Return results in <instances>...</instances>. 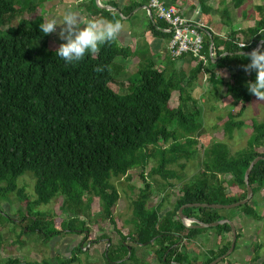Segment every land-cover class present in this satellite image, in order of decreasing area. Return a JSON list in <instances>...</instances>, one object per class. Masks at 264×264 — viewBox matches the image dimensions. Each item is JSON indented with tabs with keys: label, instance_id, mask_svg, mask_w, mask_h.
<instances>
[{
	"label": "trees",
	"instance_id": "16d2710c",
	"mask_svg": "<svg viewBox=\"0 0 264 264\" xmlns=\"http://www.w3.org/2000/svg\"><path fill=\"white\" fill-rule=\"evenodd\" d=\"M19 1L0 0V225L5 221L21 225L20 238L37 230L43 233L40 228L43 215L33 211L59 195L66 198L63 206L67 203L79 206L86 195L98 197L105 217L115 222L113 214L121 194L113 179L141 168L145 185L133 201L137 221L136 232L131 237L146 245L167 242L166 246L161 245V262L184 264L186 255L173 247L175 234L187 231V237L194 239L209 229L187 227L181 219L180 208L194 203L233 204L248 196L246 172L256 158L264 156V120L250 121L247 146L235 154L231 153L226 141L213 142L206 148L200 172L190 183L187 180L182 184L173 210L164 216H160L164 202L148 207L154 191L145 172L153 163L150 175H162L169 182L167 184L172 185L170 181L180 176L169 166L179 164L186 169L187 164L181 161H189L199 153L198 137L206 128L200 120L199 100L193 97L190 88L203 72L212 73L213 77L210 66L223 65L212 63V39L216 50L220 45L228 52L241 50L237 31L221 37L199 27L204 36L203 58H199L189 75L160 69L152 62L140 64L133 78L126 76L128 84L121 85L122 92L112 86L117 81L112 66L117 57L131 55L128 48L119 46L114 40L101 46L99 52L86 55L82 61L66 64L55 55L58 48L50 49V34L44 35L39 30V24L46 18L44 12L38 7L30 10L27 0L25 4ZM233 1L236 7L245 2ZM135 8L136 4L128 6L129 12ZM28 10L31 14L24 15ZM260 13L262 17L257 26L243 31L251 41L243 48L245 50L264 40V10ZM15 20L16 25L13 24ZM165 24L158 19L152 27L158 30ZM230 57H223L221 62ZM241 63L236 64L234 82L228 87L234 102L242 104L240 115L232 113L231 119L224 122L230 134L246 126L245 120L235 119L243 115L254 96L247 82L254 81L256 73L244 71L248 59H242ZM98 67L102 71H97ZM176 97L179 98L176 100ZM30 170L37 176L35 200L18 185L19 177ZM220 175L230 176V179L222 180ZM250 183L254 197L249 203L233 208L230 217L222 209L208 207H188L184 214L204 223H214L226 218L234 221V213L240 210L244 220H260L263 216L254 198L264 191V159L252 170ZM12 194H17L21 202L27 204L28 214L22 218L23 222L9 217L1 208V202ZM27 219L30 224L25 225ZM49 221L52 229L45 232L47 239L64 231L88 230L86 220L77 216L63 220L60 225L55 217ZM211 229L226 235L227 240L204 264L225 255L233 243L230 224ZM241 236L238 232V240ZM121 237L126 240L128 236L122 234ZM83 247H78L80 252ZM77 254L55 262L48 259L23 262L10 258L0 264H72L79 260ZM260 259L258 254L252 258L256 264H264V261L257 263Z\"/></svg>",
	"mask_w": 264,
	"mask_h": 264
},
{
	"label": "crops",
	"instance_id": "0c3cea01",
	"mask_svg": "<svg viewBox=\"0 0 264 264\" xmlns=\"http://www.w3.org/2000/svg\"><path fill=\"white\" fill-rule=\"evenodd\" d=\"M63 1L65 3L64 6L74 11H79L85 20L89 18L121 20L124 29L116 41L119 46L128 48L131 51V55L129 57H117L114 64H117L118 70H124V76L126 74V76H129L130 73H137L140 64H149L151 62L156 64V67L160 69L170 72L182 71L187 75H189L198 64L199 58L193 55H185L176 60L172 59L168 48L172 36L171 31L167 24L162 28H158V30L153 29L152 24L154 20L156 21L158 19L150 6L151 0ZM164 1L179 6L182 13L190 19L191 22L216 35L228 37L233 31H237L239 40L246 42L247 45H249L251 41L247 39L248 36L243 31L246 32L248 29L257 26L259 19L262 17L260 11L261 9L264 10V0H245L240 7H236L233 0ZM54 4L56 5L54 6ZM58 4L62 3L58 0H52L50 5L46 6V10L43 11L46 18L57 10ZM132 4H136V8L132 12H129L128 6ZM161 21L164 22L163 20ZM258 47H264V40H261L256 46L251 47L250 50L241 49L236 52H228L224 45H220L218 50L214 47V51L212 52L211 50L210 52L212 63H220L223 65L210 66L213 70V77H211L212 73L203 72L199 74L195 83L190 88L193 97L199 101L203 100L202 98L205 97L207 99L210 98L214 102H218L220 96H223L224 102L222 98L219 101L222 102L219 105L221 108H225L227 112L232 113L239 110L242 104L240 102H234L233 96L228 94V87L234 82L233 75L236 72V64H243L241 63L242 59H247L242 54L249 53ZM226 56L231 57L227 59V61L224 60V62H221V59ZM206 63L210 64L209 62ZM218 84L221 91H217L218 87L216 86ZM119 86L121 89V85ZM217 104L218 103H216V105ZM260 105L264 107V100L259 106ZM212 106V109L216 110V106L214 104H212ZM232 113L229 114V116L232 115ZM221 176L222 175H220V177ZM169 211H171V209L163 210L162 213L164 214L162 216ZM233 222L242 236L238 240L232 255L218 264H247L249 261L248 252H250L251 245L249 233L253 231H251L252 228L247 230L248 227L246 224L251 225V223H247L244 219H234ZM130 224H132V227L128 230L125 229L127 233L123 230L125 227H121L124 236H128L126 240L121 236L116 239L111 238L110 236H106L107 233L105 232L99 235L97 240L98 243L95 248H93V250L97 249V251H95L96 260H93L96 263L93 264H163L160 260L159 253H161V245L166 246L168 243L165 242L162 244L161 242H154L153 244L147 245L137 243L131 237V234L136 232V223L132 221ZM211 228H207L209 230L200 233V235L194 239H189L187 237V231L182 234H175V244L173 247H178L180 252L186 255L187 262L184 264H204L212 258L213 252L216 253L225 244L224 240H227L226 235H221L217 230ZM100 239H102V241H100ZM90 243L85 247H83L84 245L80 246L84 249L89 247L88 245H90ZM110 248L111 251H113L112 255L111 253L109 254L108 251ZM86 250L87 251L84 249L80 252L78 249L80 253L77 254L79 256L77 262L91 264L84 255L92 252H89L88 249ZM132 251H134V253H132ZM73 253L71 256H67V258H71L74 255ZM83 253L84 258L81 256ZM169 264H175V261H171Z\"/></svg>",
	"mask_w": 264,
	"mask_h": 264
},
{
	"label": "rangeland",
	"instance_id": "374dc122",
	"mask_svg": "<svg viewBox=\"0 0 264 264\" xmlns=\"http://www.w3.org/2000/svg\"><path fill=\"white\" fill-rule=\"evenodd\" d=\"M20 1L22 4H25V0ZM51 1L52 0H27L29 5L31 6V8H29L30 10L38 7L41 12L46 10V6L50 5ZM58 1H60L62 4H58L57 9L67 8L66 6H64L65 3L63 0ZM55 5L56 4H54V6ZM27 14H31V12L28 10L24 13V15L26 16ZM13 24L16 25L17 20H15ZM62 42L63 41L60 40L58 33L54 32L50 34V49L58 48ZM112 70L117 77L116 83L112 84V86L116 91L123 92V90L120 89L119 85H122L124 83L125 86H127L128 82L125 77L127 74L124 76V70H118L117 64H113ZM129 75L133 78V73H130ZM120 81L122 84L120 83ZM216 87H218L217 91H221L219 85H217ZM178 98L179 97H176V100ZM221 98L224 102L223 96H220L218 102H214L210 98L207 99L205 97L202 98L203 100L198 102V105L202 112V117L200 118V120L204 123V126L206 128L204 134L198 137L197 148L199 150V153L195 156V158L189 161L185 159L181 161V164H187L186 169L181 168L179 164H173L169 166V168L177 170L180 176L170 181V184L172 185H168L167 183L169 182H166L162 175H150L153 163H151L146 168V180L152 183L154 191V196L151 198L148 207L157 206L159 205V203L164 202L160 216L164 214L162 212L165 209L173 210L176 198L178 197V194H180V188L182 184L187 180H189L190 183V180L196 177V175L200 172V162L204 157V150L206 148H208L213 142L226 141L230 146L231 153L235 154L236 152L244 149L247 146V140L251 135L250 121L259 119L264 120V107L263 105L259 106V104H261L264 99H259L258 97L253 96L251 105L245 110L240 118L235 119H243L247 121L246 126L243 129L236 128L231 132L232 134H230V132L225 129L224 124L228 122L229 119H231L229 114H231L232 112H227L225 108H221L219 106L222 103L219 102ZM216 103H218L217 105L219 106V108ZM212 104L216 106V110L212 109ZM240 109L234 111V114H236L237 116L240 115ZM230 136H232L233 139H231ZM221 179L229 180L230 176L222 175ZM36 183L37 176L32 170L28 171L27 174H24L18 179L19 187L25 189L26 194L30 197L31 200H35L36 198ZM113 183L116 185V187H118L121 194V198L118 201L113 214L115 222H112L110 219L105 217L102 210L101 201L98 197H90L89 195H86L84 197L83 203H80L79 206L72 205L73 203H67L66 206H63L66 198L62 195L56 196L50 203L43 204L35 208L34 211L32 210L33 213H40L43 215V223L40 224V228L43 229V233H40V231L37 230V232H34L31 235H22L20 238L19 235H21L22 233L21 225L17 226L12 221H5L4 223H1L0 234L3 236V240H1L0 242V261L5 262L10 258H18L23 262L29 260L40 262L44 259L52 260L55 262V260L58 261L60 258L71 256L73 252L80 253L78 251L79 248L77 247L80 245H87L91 242L90 245H88L90 248L87 247L84 249L85 251H87L86 249H88L89 252L92 253L84 252L86 253V255H84L83 253L81 256L83 257L84 255L85 258L89 260V262H91V264L96 263L93 260H96L95 251H97V249L93 250V248H95L98 243L97 240L99 238V235L102 232H105L107 233L106 236H110L114 239L119 238V236H121L122 234L124 235L121 227H125L123 230H128L132 227V224H130V222L137 221L135 218L136 213L133 208V201L138 198L140 189L145 185V180L142 178V169H133L129 172L128 176H124L120 179H113ZM254 199V204L258 205V210H260L263 217L260 220L254 218L246 220L247 223H251V225L246 224V226L248 227L247 230H249V228H252L251 231H253L252 233H249V238L251 240L250 252H248L249 264H256L255 262H253L254 260H252V258H254L256 254H258L261 258L257 263L264 261V191L258 192ZM1 208L9 217L20 222H23L22 218L26 217L25 215L28 214L27 204L24 205L17 194H12L8 200L2 201ZM222 210L226 215H229V217L232 215L233 209ZM74 216L79 217L80 220H86L88 229L86 232L77 231L75 233H68L64 231L60 235L54 237L49 236L50 238L47 239V237L45 236V232L52 229L51 224H48L51 222L49 220H52V218L55 217L56 221L60 225L63 220H70ZM234 216L237 220H243V215L240 210H237L234 213ZM24 224H30V221L27 219ZM78 225L81 226L80 221H78ZM26 230L28 229L26 228ZM127 230H125L126 233ZM22 239L23 241H21ZM100 241H102V239H100ZM110 253L112 255L113 251L109 252V254ZM132 253H134V251H132ZM80 263L85 264V262ZM80 263L77 262L72 264Z\"/></svg>",
	"mask_w": 264,
	"mask_h": 264
},
{
	"label": "clouds",
	"instance_id": "9594fccd",
	"mask_svg": "<svg viewBox=\"0 0 264 264\" xmlns=\"http://www.w3.org/2000/svg\"><path fill=\"white\" fill-rule=\"evenodd\" d=\"M123 29L121 20H85L79 11L71 8L57 9L39 24V30L44 35L58 33L63 42L56 49L55 55L69 65L82 61L86 55L99 52L101 46L116 40ZM245 47L246 43L240 45L241 49ZM242 55L249 60L244 65V71L256 73L255 80L247 82L248 90L259 99H264V47ZM97 71H102V68L98 67Z\"/></svg>",
	"mask_w": 264,
	"mask_h": 264
},
{
	"label": "built area",
	"instance_id": "2783aa9c",
	"mask_svg": "<svg viewBox=\"0 0 264 264\" xmlns=\"http://www.w3.org/2000/svg\"><path fill=\"white\" fill-rule=\"evenodd\" d=\"M150 6L156 18L166 22L171 31L168 48L172 59L176 60L185 55L203 58L204 36L199 30L201 26L191 22L175 4L164 0H151ZM244 43L246 42L239 40V47Z\"/></svg>",
	"mask_w": 264,
	"mask_h": 264
},
{
	"label": "water",
	"instance_id": "95a60500",
	"mask_svg": "<svg viewBox=\"0 0 264 264\" xmlns=\"http://www.w3.org/2000/svg\"><path fill=\"white\" fill-rule=\"evenodd\" d=\"M211 50H212V52L214 51V40L213 39H212ZM262 159H264V156H260V157L256 158L252 162V164L250 165V167L248 168V170L246 172L245 181L247 184L248 196L244 200L239 201L237 203H233V204L194 203V204H186L180 208L179 213H180L181 219L189 228H192V227H194V228H211V227H217L219 225H223L226 223H228L232 226L233 243H232L230 250L225 255L215 259L213 262H211L209 264H218V263L222 262L223 260H225L226 258H228L230 255H232V253L235 251V248L237 245V240H238L237 227L234 224V222L228 218L214 222V223H204L195 217H189L188 215L184 214V210L188 207H208V208H214V209H233V208H237V207H240L242 205L249 203L251 201V199L254 197V190H253V187L250 183V175H251V172L254 169L255 165Z\"/></svg>",
	"mask_w": 264,
	"mask_h": 264
}]
</instances>
